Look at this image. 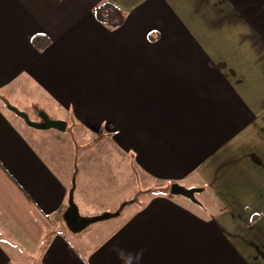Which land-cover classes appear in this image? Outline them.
Listing matches in <instances>:
<instances>
[{"label":"crops","instance_id":"1","mask_svg":"<svg viewBox=\"0 0 264 264\" xmlns=\"http://www.w3.org/2000/svg\"><path fill=\"white\" fill-rule=\"evenodd\" d=\"M6 104L111 137L144 193L70 240L71 173L29 143L65 134ZM0 264H264V0H0Z\"/></svg>","mask_w":264,"mask_h":264},{"label":"rangeland","instance_id":"2","mask_svg":"<svg viewBox=\"0 0 264 264\" xmlns=\"http://www.w3.org/2000/svg\"><path fill=\"white\" fill-rule=\"evenodd\" d=\"M19 95L26 97L23 93ZM32 111H35L34 108L28 110L32 119L41 120L40 116L36 117ZM49 112L53 113L50 110ZM50 113L45 114L49 118L50 116L55 117L54 113ZM16 118L22 120L20 117L16 116ZM33 120L31 121L33 122ZM30 130L35 132L36 129L30 128ZM64 134L65 140L61 142L37 137L29 143L34 145L43 158L57 169L56 172L58 173L68 170L72 177L74 163L76 164L74 200L82 215L94 216L103 212H110L115 209L116 205L126 201L125 199L133 198V196L129 198V195H132V188L136 185L132 178L129 179L132 167L129 165L126 156L114 146L111 137L103 134L99 137L86 128H73L70 125L67 126ZM66 138H70L71 143ZM195 198H197L196 195ZM101 224L103 223L93 224L78 236H74L68 231L65 232V235L70 240L79 241L94 232Z\"/></svg>","mask_w":264,"mask_h":264},{"label":"water","instance_id":"3","mask_svg":"<svg viewBox=\"0 0 264 264\" xmlns=\"http://www.w3.org/2000/svg\"><path fill=\"white\" fill-rule=\"evenodd\" d=\"M7 109L16 116L20 117L24 121V123L32 129H36V130L54 129L59 132H64L66 129L65 122L52 120L43 112L39 113L41 122L33 123L29 119L26 113L19 111L17 108L11 105H7ZM76 175H77V168H76V164L74 163V171L71 177L70 188L67 192L66 206L60 214V219L63 222L66 230L74 236L80 235L95 223L104 222L119 217L125 207L136 203L139 195L144 193L143 191H140L137 194H135L132 199L121 202L118 208L114 211L103 212L101 214L94 216H84L80 213L79 208L74 200V191L76 188ZM200 191L201 189L199 188L196 187L186 188L179 184H171L169 188V193L171 195L182 196L183 198L188 199L190 202L194 204L198 203V201L195 198V195Z\"/></svg>","mask_w":264,"mask_h":264},{"label":"trees","instance_id":"4","mask_svg":"<svg viewBox=\"0 0 264 264\" xmlns=\"http://www.w3.org/2000/svg\"><path fill=\"white\" fill-rule=\"evenodd\" d=\"M93 14L98 23L109 28H119L124 22L123 13L108 2H103L96 6L93 10ZM31 43L36 49L42 50L49 45L50 41L43 36H34L31 39ZM146 192L159 194L161 190L148 189Z\"/></svg>","mask_w":264,"mask_h":264}]
</instances>
